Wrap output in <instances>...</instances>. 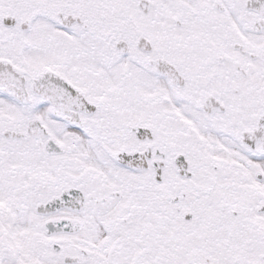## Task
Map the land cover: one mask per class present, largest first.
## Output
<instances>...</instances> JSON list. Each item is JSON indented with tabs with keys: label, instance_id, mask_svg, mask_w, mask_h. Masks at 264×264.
I'll use <instances>...</instances> for the list:
<instances>
[{
	"label": "snow or ice",
	"instance_id": "obj_1",
	"mask_svg": "<svg viewBox=\"0 0 264 264\" xmlns=\"http://www.w3.org/2000/svg\"><path fill=\"white\" fill-rule=\"evenodd\" d=\"M0 264H264V0H0Z\"/></svg>",
	"mask_w": 264,
	"mask_h": 264
}]
</instances>
